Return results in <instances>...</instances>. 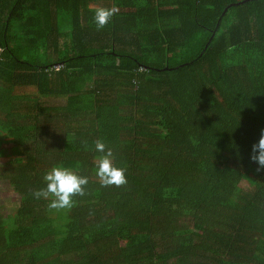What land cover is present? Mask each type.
<instances>
[{
  "label": "trees",
  "instance_id": "trees-1",
  "mask_svg": "<svg viewBox=\"0 0 264 264\" xmlns=\"http://www.w3.org/2000/svg\"><path fill=\"white\" fill-rule=\"evenodd\" d=\"M240 1L0 0V156L21 159L0 264H264V0ZM56 165L88 178L70 208L33 195Z\"/></svg>",
  "mask_w": 264,
  "mask_h": 264
},
{
  "label": "clouds",
  "instance_id": "clouds-1",
  "mask_svg": "<svg viewBox=\"0 0 264 264\" xmlns=\"http://www.w3.org/2000/svg\"><path fill=\"white\" fill-rule=\"evenodd\" d=\"M114 8H99L94 14V22L98 28H102L113 16ZM95 151L101 153L96 164V175L102 185H122L126 183L125 169L117 167L113 163V151L107 148L102 140L95 142ZM250 159L258 167H264V129L256 144L252 146ZM44 186L36 190L33 195L37 198L51 197L50 207L70 208L74 203L73 195H83L84 186L88 178L77 174L75 171L62 165L53 166L43 175Z\"/></svg>",
  "mask_w": 264,
  "mask_h": 264
},
{
  "label": "rangeland",
  "instance_id": "rangeland-1",
  "mask_svg": "<svg viewBox=\"0 0 264 264\" xmlns=\"http://www.w3.org/2000/svg\"><path fill=\"white\" fill-rule=\"evenodd\" d=\"M50 104L59 105L62 101H52ZM8 147V145L4 146ZM19 157H13L8 154V148L5 149V153L0 156V168L7 166L11 163L20 161ZM19 204V197L15 194L6 182H0V213L6 214L12 212Z\"/></svg>",
  "mask_w": 264,
  "mask_h": 264
},
{
  "label": "water",
  "instance_id": "water-1",
  "mask_svg": "<svg viewBox=\"0 0 264 264\" xmlns=\"http://www.w3.org/2000/svg\"><path fill=\"white\" fill-rule=\"evenodd\" d=\"M247 0H244V1H240V3H244V2H246ZM239 3H237V4H235V5H238ZM227 10V8L226 9H224V11H226Z\"/></svg>",
  "mask_w": 264,
  "mask_h": 264
},
{
  "label": "built area",
  "instance_id": "built-area-1",
  "mask_svg": "<svg viewBox=\"0 0 264 264\" xmlns=\"http://www.w3.org/2000/svg\"><path fill=\"white\" fill-rule=\"evenodd\" d=\"M59 67L58 66H56V69H58Z\"/></svg>",
  "mask_w": 264,
  "mask_h": 264
}]
</instances>
